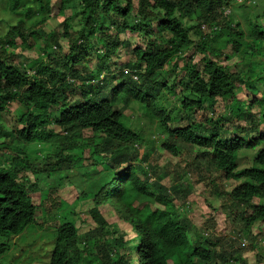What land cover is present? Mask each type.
<instances>
[{
  "label": "trees",
  "instance_id": "obj_1",
  "mask_svg": "<svg viewBox=\"0 0 264 264\" xmlns=\"http://www.w3.org/2000/svg\"><path fill=\"white\" fill-rule=\"evenodd\" d=\"M8 1L18 19L0 20L8 26L0 42V150L9 155L0 161V237L21 235L41 207L59 217L66 204L46 264H255L242 249L257 252L264 226V149L252 154L264 144V10L244 15L243 30L230 12L242 0ZM56 19L62 29L46 30ZM12 33L38 59L7 52L5 45L17 48ZM13 104V125H5L1 116ZM136 111L155 125L158 141L147 143L129 117ZM154 145L162 153L155 156ZM184 156L190 160L180 163ZM187 167L227 203L236 236L213 237L214 219L203 223L210 233L192 223ZM79 173L92 181L74 202L49 197L61 176ZM29 175H43L47 190ZM103 208L119 223H108ZM83 212L95 226L79 237L72 218ZM9 248L0 242V256Z\"/></svg>",
  "mask_w": 264,
  "mask_h": 264
},
{
  "label": "rangeland",
  "instance_id": "obj_2",
  "mask_svg": "<svg viewBox=\"0 0 264 264\" xmlns=\"http://www.w3.org/2000/svg\"><path fill=\"white\" fill-rule=\"evenodd\" d=\"M255 3H252V0H246L241 1L236 4L234 7L230 9V12H232V16L236 21H239L241 27L243 30H246V21L244 18V15H247V19H253L257 17L259 14H261L264 10V0H254ZM245 5V8H241L239 5L243 4ZM226 13H229V9L226 10ZM24 18V17H23ZM8 19L10 20V24H15L17 22V16L10 13L9 11V1L8 0H0V20ZM262 22V21H261ZM62 19H56L54 21H50L48 23V27L46 30H53L56 29L60 31L62 29ZM8 30V26L5 24L0 23V42H6L8 39L5 38V34ZM14 35V43H16L17 48L14 49L13 47H10L8 45H5V48L7 52L12 51L15 53V55H19L20 53H23L26 57H29L31 59H38V52L36 49L28 50V49H22L21 45V39L16 37ZM2 36V37H1ZM131 44L135 42L136 37L130 36ZM4 43H2L3 45ZM55 48H57L55 46ZM23 51V52H22ZM16 62L17 60L14 59ZM19 61V60H18ZM235 63H237L235 61ZM228 65H232V62H228ZM232 71H237L241 69V65H232ZM243 94H239V98H243ZM220 104L218 105L219 110H224L223 108V102L220 101ZM17 109V104H13L9 107V112L3 113L1 116V120L5 125L12 126L14 122L13 116L15 115V111ZM222 110V111H223ZM264 111V109H262ZM254 112H257L258 109H254ZM264 115V112H263ZM132 122L136 125H140L144 127V137L145 140L148 143V140L154 139V141H158L159 136L156 131L155 125H152L151 123L147 122L141 114H139L137 111L134 113H131L129 116ZM264 121V118L261 119V122ZM261 132H264V123L260 127ZM85 135L91 136L92 134L89 131H85ZM10 142V140H9ZM146 143V145H147ZM12 150H19L20 146H17V143L10 142L9 143ZM157 149V150H156ZM259 149H264V144H262L260 147H258L254 152L258 151ZM158 152H161L158 147L154 145V155L156 156L159 154ZM162 153V152H161ZM1 155V153H0ZM154 155L151 154L149 157V160L153 162ZM187 155V154H186ZM185 155V156H186ZM184 156V157H185ZM9 157V155L6 156V158ZM183 157V158H184ZM2 158V155H1ZM180 158L169 159L171 164H174L175 162H178ZM190 157H185L180 161V163H183L184 161H189ZM167 161L166 159L161 160L160 164H163ZM34 167H40L42 163L39 165L35 161H31L30 163ZM248 163L243 162L240 167L247 166ZM163 167V166H162ZM161 167V168H162ZM239 167V168H240ZM20 168V167H18ZM160 168V169H161ZM159 169V170H160ZM188 169V167H187ZM162 171V170H160ZM189 175V181L190 184L193 186V191L188 197V201L190 202V210L192 211L189 215L192 223H196L197 225H200L203 227V223L210 218V222H214L215 220V230L212 234L213 237H221V236H236V227L237 223L234 221L232 216H228L227 213H229L228 207L224 206V204L227 205V203L223 202V199L214 198L212 196H209L206 191H204V188L201 185L196 184V175L191 169L187 170ZM43 175L37 176V178H33L31 175H29V178L31 182L34 181V179L37 181L38 188L40 190L46 189L43 187ZM63 180L62 186L58 189V191L55 194L50 193V198H63L67 202L71 203L74 202L75 199H77L79 190L81 186L87 185L89 182L92 181V177L88 176V174L79 173L77 175H73V177L69 176L65 179V176H61ZM171 178L168 177V179H165L161 182L166 187H169V180ZM47 183H51V181H47ZM229 187V183L226 184ZM49 188V185H48ZM47 190V189H46ZM30 197L35 204H41V192H35L33 194L30 193ZM48 200V199H47ZM49 202V201H48ZM223 207V209H222ZM60 213L59 208L57 209L59 213V217H63L64 214H66L69 211V208L66 204H62L60 206ZM79 207H77V210ZM103 212L104 217L107 219L108 223H119L116 219L115 215L108 212L107 208L101 209ZM76 212V211H75ZM58 215L56 212L52 213H45L44 208L41 207L37 213H36V220L34 223L29 225L24 232L17 236V237H0V242L9 244L10 248L9 250L0 256V264H46L48 262V255L49 252L52 249L54 238H55V228L56 222H60ZM72 221L75 222L76 227L79 229V233L81 237L83 233L87 232L89 229L93 228L95 225L90 219L89 215L85 212L80 213L79 215L73 216ZM199 226V227H200ZM210 233V227L202 229ZM236 230V231H235ZM258 230V229H257ZM235 231V232H234ZM257 252H250L245 247H243V251L245 252L244 258L249 263H255V264H264V226H261L259 230L257 231ZM246 245V244H245ZM82 248V247H81ZM80 248V250H81ZM258 253L261 257L258 258V263H256L257 258L255 254Z\"/></svg>",
  "mask_w": 264,
  "mask_h": 264
},
{
  "label": "clouds",
  "instance_id": "obj_3",
  "mask_svg": "<svg viewBox=\"0 0 264 264\" xmlns=\"http://www.w3.org/2000/svg\"><path fill=\"white\" fill-rule=\"evenodd\" d=\"M0 153H1V155H2V158H1V155H0V161H1V163H4L5 161H6V153L4 152V151H1L0 150ZM5 163H7V162H5Z\"/></svg>",
  "mask_w": 264,
  "mask_h": 264
}]
</instances>
